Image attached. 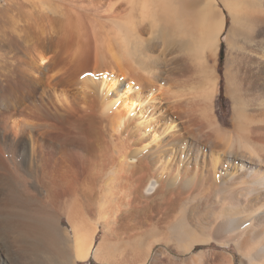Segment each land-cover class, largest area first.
I'll list each match as a JSON object with an SVG mask.
<instances>
[{"label":"bare ground","instance_id":"6f19581e","mask_svg":"<svg viewBox=\"0 0 264 264\" xmlns=\"http://www.w3.org/2000/svg\"><path fill=\"white\" fill-rule=\"evenodd\" d=\"M223 42L232 127L214 111ZM103 163L122 197L86 223L79 180ZM23 164L33 189L3 176ZM0 180L52 224L35 264H235L181 257L213 243L264 264V0H0Z\"/></svg>","mask_w":264,"mask_h":264},{"label":"rangeland","instance_id":"374dc122","mask_svg":"<svg viewBox=\"0 0 264 264\" xmlns=\"http://www.w3.org/2000/svg\"><path fill=\"white\" fill-rule=\"evenodd\" d=\"M230 23L231 22H229V25H230ZM221 51H222L221 52V56L219 54V56L221 57V61L219 63H221V66H222V69H221L222 70V87H221L222 92H221V89H220V91H219V93H218V95L216 97V100H215L214 111H215V113H217L216 115L218 116V118H219L221 123H223V124L225 123V124H227V126H231L232 127L233 126V121H234V119H233V101H232L230 92L228 91V89L226 87L227 85H226V80H225V75H224V72H225V69H226V63H227V61H226L227 60V44H226V42H223V45L221 47ZM221 97H222L223 100H221ZM221 102L223 104H220ZM220 105H223V111L221 110ZM23 165H25V166L19 165L21 167H16L15 171H13L14 167H13V169L11 168L12 166L11 167H7V170L11 171L10 174H12V175L10 176V174L8 172L9 176L6 175V174H4L3 176H4V178H7L6 181H8V180H10V182L12 181V185H14V184L17 185V183L20 181V178H22V175H23V177L25 176L26 179H24L25 178L24 177V178H22L21 181L24 182L26 180L27 183L26 182L25 183L27 185H29L28 187H30V185H32L30 188L33 189L34 187H36L37 184H39L38 178H36V181H38V182H36L34 184V182H35L34 179L36 177L35 173H34L35 172L34 170L37 169V168L34 167V166H31L29 164H23ZM26 165L28 166V168H27ZM96 166H98V162H97ZM104 166L106 167L105 169H103ZM86 167H88L86 169H87V171L88 170L89 171L87 172V171H85L86 170L85 168H84L85 170L82 168L83 169L82 172L83 171L84 172L82 173L83 176H81V178L79 180L80 181V185H84L83 188H82L83 189L82 191H83V195H85V196H83V195L79 196L81 194H77L79 196L77 198V200H78V203L79 202H81V203L85 202V206L82 205L81 203H80L81 205L80 204L79 205L81 207V210L83 208L82 206H84V208H85L84 213L86 212V215L84 213H83L84 215L83 214L82 215L84 217L85 222L89 223L91 220L94 219V217L96 216L95 214L98 213V211L100 212L99 209L104 208V206H105L106 210L109 209L112 206V204H114V202L118 203L121 200L122 195L117 194V192H119V189L115 190V191H111L112 194L109 192V188H111V187L108 186L107 184L109 182L108 181V177H110V175H109L110 173L109 172H111L110 171L111 168L109 170V167L107 166V163H103V167L100 164L99 168L96 167V169H95V165L92 166V164L86 165ZM33 168H35V169H33ZM101 169H102V172H99V171H101ZM104 170H106L107 172L105 171V173H104ZM16 171H17V173H16ZM91 171H93V173ZM90 172L92 173V175L90 174ZM94 172H95V174H94ZM14 173H16V174H14ZM20 174H22V175H20ZM29 174H31V175H29ZM32 174H34V175H32ZM13 175H15V177ZM94 175L97 177V180L95 179ZM12 178L14 180H12ZM30 178H32V179H30ZM138 178L139 177H137V179ZM140 178H141V175H140ZM6 181L0 180V189H1L0 193H2V189L5 186L8 185V184H6ZM32 181H34V182H32ZM101 181H102V183H100ZM96 182H97V184H96ZM150 182L151 183L149 184V187H148L147 190H148L149 193H152L154 191L155 187H156V184H155L154 181H150ZM3 185H4V187H3ZM16 185H14V187ZM94 185H96V186H94ZM90 186H91V188H90ZM1 187H3V188H1ZM15 188H18V187H15ZM6 189L7 188H4L3 192H5ZM31 189H29V191H31ZM106 192H108L107 193L108 195H106ZM3 194L4 193H2L0 195V252H1V254H0L1 255L0 256V264H26V262H27V264H35L36 261H34V260H37L36 256H40L41 255V254L37 253V252H39V250L38 251L36 250L37 249L36 245H40V244L49 245L50 244V240L54 241L55 238H56V237H52V236H54V234H52L53 232H51V234L49 233V231H51L49 227H51L52 224L50 225V223L44 218L45 215L39 214L37 212L35 213L33 211H29L28 210V212L26 214V211H20L19 209H17L16 212H14V210L10 209L11 206H13V205H11L10 203L6 202V200L3 197L4 196ZM32 194H35V193H32ZM107 196L109 198H107ZM113 196H114V198H112ZM36 197L38 199L42 198L41 195H40V198H39V196H36ZM83 198L85 200H83ZM88 199H90V201ZM112 199H114V200H112ZM79 200H82V201H79ZM99 201H102V202H99ZM107 201L108 202L109 201L110 202L114 201V202L113 203H107ZM94 202H97V203H94ZM104 202H105V204H103ZM97 205H98V207H97ZM88 206H90V207H88ZM32 212H33V214H32ZM59 218L60 219H59V221H57L56 225L62 231H65L67 234L72 236V234H73L72 227H71L70 223L68 222L67 217L64 214H61L59 216ZM41 224H43V225H41ZM42 227L44 228V230H43ZM38 232H40V233H38ZM47 235H50V236L52 235V236L50 238V236H47ZM28 238H30V239H28ZM102 239H103V232H102V229H100L98 231V242H100ZM56 240H57V238H56ZM34 246H35L36 249H33ZM223 246L219 245V244H216V243H213L212 245H200V246L196 247V249L193 251V253L187 254L185 256H181L179 254H176L172 250H171V252H172L173 255H175L177 257L181 256L182 258H186V257L192 256L193 254H198V253H200L203 250H211V251H215V252H218V253L224 251V252L231 253L234 256L235 264H243V260H244L243 255L238 251V249H237L235 244H226V245H223ZM47 247H50V246H47ZM162 247H163V245H158L157 248H156V251L159 250ZM21 248H22V250H21ZM2 249H4V250H2ZM24 252H25V254H24ZM33 257H35V258H33ZM77 263L78 264H100L94 259L93 256L88 261H84V262L79 261ZM246 264H250V263L246 262Z\"/></svg>","mask_w":264,"mask_h":264},{"label":"trees","instance_id":"16d2710c","mask_svg":"<svg viewBox=\"0 0 264 264\" xmlns=\"http://www.w3.org/2000/svg\"><path fill=\"white\" fill-rule=\"evenodd\" d=\"M228 25H229V23H228ZM222 52V51H221ZM221 52H220V56H221ZM221 61V57H220V59H219V62ZM220 64V71L222 72V66H221V63H219ZM221 87H222V83H221ZM221 92H222V89H221ZM221 100H223L222 99V97H221ZM220 104H223L222 102L220 103ZM220 108H221V110L223 111V105H220ZM225 124V123H224ZM225 125H227V124H225ZM97 241H98V236H97Z\"/></svg>","mask_w":264,"mask_h":264}]
</instances>
